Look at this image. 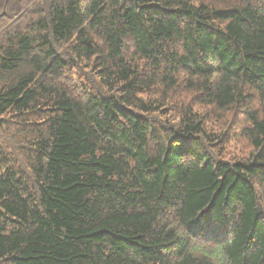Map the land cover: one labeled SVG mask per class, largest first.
Masks as SVG:
<instances>
[{"label":"trees","instance_id":"16d2710c","mask_svg":"<svg viewBox=\"0 0 264 264\" xmlns=\"http://www.w3.org/2000/svg\"><path fill=\"white\" fill-rule=\"evenodd\" d=\"M13 1L0 28L34 0ZM29 10L0 33V119L30 172L0 142V264H264V0ZM181 89L238 112L251 153L219 159L190 109L152 118Z\"/></svg>","mask_w":264,"mask_h":264},{"label":"rangeland","instance_id":"374dc122","mask_svg":"<svg viewBox=\"0 0 264 264\" xmlns=\"http://www.w3.org/2000/svg\"><path fill=\"white\" fill-rule=\"evenodd\" d=\"M36 0L24 5V11L20 15L14 16L11 20L6 21V24L0 28V33L7 27L12 25L23 13L30 12V8L34 5ZM13 2H17L14 0ZM20 2L19 4H21ZM73 82L81 81L82 84L87 86H96L97 79L92 70L84 68V64H80L78 69L71 72ZM80 86V85H79ZM81 87V86H80ZM185 89L175 92L168 98L164 111L156 113L152 118H156L162 123L175 122L178 114L184 110L190 109L196 112L199 119L204 122L205 130L210 137L216 141L212 146L217 157L221 160H240L246 158L251 153V147L245 140L241 131L247 127V122L244 118L233 110L228 112H220L214 108L206 107L198 104L193 91L184 92ZM150 96H144L147 100ZM154 98V97H151ZM27 128V127H26ZM24 126H17L13 124L12 118L9 116L0 119V142L7 154H9L16 162L19 168L30 175L27 160V147L24 142L17 140L19 134L24 131Z\"/></svg>","mask_w":264,"mask_h":264}]
</instances>
